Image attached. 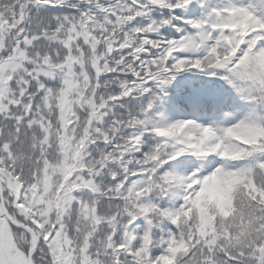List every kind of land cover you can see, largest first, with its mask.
<instances>
[{"label": "snow or ice", "instance_id": "6c2138e0", "mask_svg": "<svg viewBox=\"0 0 264 264\" xmlns=\"http://www.w3.org/2000/svg\"><path fill=\"white\" fill-rule=\"evenodd\" d=\"M191 69L249 111L154 122ZM0 264H264V0H0Z\"/></svg>", "mask_w": 264, "mask_h": 264}, {"label": "trees", "instance_id": "16d2710c", "mask_svg": "<svg viewBox=\"0 0 264 264\" xmlns=\"http://www.w3.org/2000/svg\"><path fill=\"white\" fill-rule=\"evenodd\" d=\"M215 2L216 0H213L212 4H214ZM200 10L201 9L197 7L196 9H189L187 11H184V13H186L189 17H199L201 15ZM172 31L176 32V29L173 28ZM212 83L216 85L223 84L225 87H227L228 90H230V92L234 96V98L231 100L232 106L230 109L219 113L217 116H210L206 119H200L198 123L226 126L241 118L249 111L250 106L248 102L243 99L240 94L236 93L225 81L217 79L215 77H210L204 73L199 72L198 70L191 69L178 73L175 79L171 80L164 86V93H171L166 94L168 95L167 97L169 98V100L163 103L162 106L159 104L161 111H159L157 105H155V107L151 109L150 114L153 115V118L151 119L154 122L160 124L172 123L178 120H193L183 111V106L179 104L180 97L177 96V94H192L193 91L191 89V85L196 88L201 86L205 91L211 92ZM207 159L211 161L218 158L208 157ZM181 171L184 170L181 169ZM173 203H178L176 196L173 197Z\"/></svg>", "mask_w": 264, "mask_h": 264}, {"label": "rangeland", "instance_id": "374dc122", "mask_svg": "<svg viewBox=\"0 0 264 264\" xmlns=\"http://www.w3.org/2000/svg\"><path fill=\"white\" fill-rule=\"evenodd\" d=\"M182 14L188 16L186 13H184V11L182 12ZM209 85H211V84H209ZM191 89H192L193 93L190 95H185V94L179 95V94H177V96L180 97L179 98V104L181 106H183V111L186 114L189 112L190 115L193 114V116H195V113H202V112L212 113L214 111H218L219 108H223V107L226 108L230 105L228 103V101L226 100L227 96H226V98L225 97L216 98V95H219V94L225 95L228 93L227 87H225L223 84H220V85L217 84L216 85V84L212 83V91L211 92L201 91V89H202L201 87L196 88L192 85H191ZM166 94H171V93H166ZM166 94L164 93V89L162 92H159L157 94V98L153 101V107H155V105H157L158 106L157 108L159 109V111H161L159 104L162 106L163 103H165L167 100H169V98L167 97L168 95H166ZM150 118H153L152 114H150ZM175 196L176 195L173 194V197H175Z\"/></svg>", "mask_w": 264, "mask_h": 264}]
</instances>
